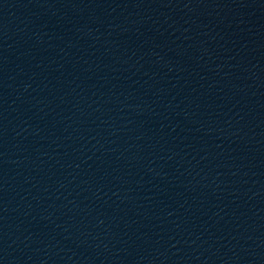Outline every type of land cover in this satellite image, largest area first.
I'll list each match as a JSON object with an SVG mask.
<instances>
[{
    "label": "water",
    "instance_id": "95a60500",
    "mask_svg": "<svg viewBox=\"0 0 264 264\" xmlns=\"http://www.w3.org/2000/svg\"><path fill=\"white\" fill-rule=\"evenodd\" d=\"M0 264H264V0H0Z\"/></svg>",
    "mask_w": 264,
    "mask_h": 264
}]
</instances>
